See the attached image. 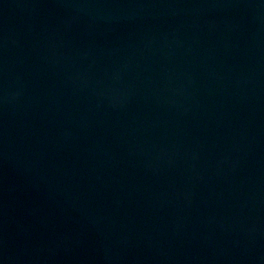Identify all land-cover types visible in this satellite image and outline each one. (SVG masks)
<instances>
[{
  "label": "water",
  "instance_id": "1",
  "mask_svg": "<svg viewBox=\"0 0 264 264\" xmlns=\"http://www.w3.org/2000/svg\"><path fill=\"white\" fill-rule=\"evenodd\" d=\"M0 264H264V0H0Z\"/></svg>",
  "mask_w": 264,
  "mask_h": 264
}]
</instances>
